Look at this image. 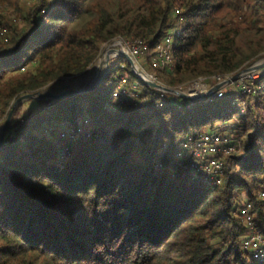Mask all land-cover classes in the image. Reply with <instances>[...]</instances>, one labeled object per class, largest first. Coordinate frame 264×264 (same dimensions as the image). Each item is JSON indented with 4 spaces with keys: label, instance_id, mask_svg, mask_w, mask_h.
Segmentation results:
<instances>
[{
    "label": "trees",
    "instance_id": "obj_1",
    "mask_svg": "<svg viewBox=\"0 0 264 264\" xmlns=\"http://www.w3.org/2000/svg\"><path fill=\"white\" fill-rule=\"evenodd\" d=\"M1 4L21 23H0V122L22 95L88 73L118 37L148 43L144 59L174 89L264 57V0ZM168 38L173 67L155 69ZM118 62L95 91L10 126L0 150V264H264L243 246L264 235V71L250 94L194 102ZM122 79L129 96L116 98ZM207 133L234 140L220 185L194 167ZM246 203L254 230L240 213Z\"/></svg>",
    "mask_w": 264,
    "mask_h": 264
},
{
    "label": "built area",
    "instance_id": "obj_2",
    "mask_svg": "<svg viewBox=\"0 0 264 264\" xmlns=\"http://www.w3.org/2000/svg\"><path fill=\"white\" fill-rule=\"evenodd\" d=\"M6 31L3 29V31L0 32L1 36H5ZM166 43L169 46L165 45H159L157 49L155 50V55L152 57V65L155 69H164V68H172L173 67V61L171 56V38H168L166 40ZM127 47L134 56L135 59L144 56L147 53H150V46L148 43L136 39L133 41L126 42ZM260 73H255L250 76H248L245 79H242L239 81V85L241 87V90L245 93H252L255 91L254 84L250 82L253 79H257L259 77ZM154 79L158 81V78L152 75ZM219 80L220 82L224 80L225 78L216 77L215 80ZM124 84H126V79H122L118 89H116L114 96L117 98L120 94H123L125 96H129L128 89L124 88ZM226 88V87H225ZM220 89L214 97L221 98L224 96V89ZM138 88L134 87V90H137ZM208 85L205 84L204 86V93H207L208 91ZM245 110L243 109V112ZM235 151L234 146V140H232L229 137H224L217 133H207L204 134L200 140L197 143V148L195 149L194 155L198 159V163L194 164V167L198 171H203L206 179L209 180L214 185H220L222 182V176H223V163L221 160V157L224 155H228L230 153H233ZM261 198L264 199V192L261 193ZM253 207L250 203H246L241 209L240 213L242 215V218L245 220L246 224L249 226L251 230L255 229L254 225V218L251 213V209ZM243 246L245 249L250 251L252 258L255 260H261L264 259V235L259 233H254L250 235V237H247L244 240Z\"/></svg>",
    "mask_w": 264,
    "mask_h": 264
},
{
    "label": "water",
    "instance_id": "obj_3",
    "mask_svg": "<svg viewBox=\"0 0 264 264\" xmlns=\"http://www.w3.org/2000/svg\"><path fill=\"white\" fill-rule=\"evenodd\" d=\"M117 42L121 46V51H119V55L127 59L128 63L132 67L133 73L136 75V77L139 80L144 82L150 88L160 90L164 93L172 94L177 97L188 99L194 102L211 99L220 89L225 88L231 84L237 83L252 74L260 73L262 70H264V61L255 63L251 67H247L243 69L242 71L234 74L233 76L231 75L228 78H225L224 80L219 82L217 85L213 86L210 90H208L207 93L200 95V96H192L191 94H188L182 91V89H176V88L174 89V88L168 87L167 85L162 84L161 82L154 79L151 74L147 73L146 71L140 68L136 59L130 53L124 39H119L117 40ZM110 51L113 52L116 50L111 49ZM99 58L100 59H98L97 65L94 68L92 80L84 87L71 88L70 85L64 84L59 90L55 91L51 89L50 86H48L46 88L44 87V89H41L39 91L24 94L20 98L15 100L12 106V109L10 110V113L8 114L5 122L3 123L0 129V150H2L5 145L6 136L9 132L10 126L12 125L15 113L17 109L24 102L35 100V101H49L51 102V104H53V103H58V101L60 102L66 99H71V98L74 99V97L85 95V94L95 91L102 84V82L104 81V79L109 73V66L107 69L105 67L106 62H107V49H105L102 52ZM61 82L62 81H60V83L59 82L57 83L61 85L62 84Z\"/></svg>",
    "mask_w": 264,
    "mask_h": 264
},
{
    "label": "rangeland",
    "instance_id": "obj_4",
    "mask_svg": "<svg viewBox=\"0 0 264 264\" xmlns=\"http://www.w3.org/2000/svg\"><path fill=\"white\" fill-rule=\"evenodd\" d=\"M14 20L18 23L19 22L21 23V17L19 15V12H17V10L15 9V7L11 6L9 4H1L0 5V23H2L4 25H8L9 22H12ZM119 39H122V38L118 37V38L114 39L111 43L104 45V47L102 48L101 54L105 49H108V48H110L112 50H116V51H121V46L117 42V40H119ZM111 44H113V45H111ZM120 56L121 55H119V53H112V54L108 53V58H107L106 66H105L106 69L108 68V66L110 69L111 65H112V67H115L116 65L118 67L120 64L118 62V58ZM97 61H96V63H94L89 68L88 73H85L84 75L76 77L74 79H70V78L65 79L61 82L62 85H64V84L69 85V83H71V82L75 83L76 85L82 84L83 80L89 74L94 72V68L97 65ZM136 61H137L138 65L140 66L141 69H143L144 71H146L147 73H149L151 75H154V76L157 75V74H154V72L151 70L149 64L147 63L146 59H144L143 56L137 58ZM263 61H264V57L262 59H260L259 61H257L256 63L263 62ZM248 67H251V66H248ZM23 71L27 72L28 69L27 70L23 69ZM263 71L264 70H262L260 73H263ZM9 77H11V76H9ZM18 77H19V75H18ZM158 81L161 82L162 84H165L164 81L161 79H158ZM219 82L220 81L218 79L215 80V78H213V77H210L209 79L201 78V79H198L196 81L187 83V84H185L182 87L177 88V89H182V91H184L188 94H191L192 96H200L197 94L198 92H196V89H201L206 84V85H208V88H209L208 90H210L213 86L217 85ZM58 86H60L59 83H54V84L50 85V88L56 91V90H58ZM240 90H241L240 85L235 84V83L227 86L224 89L225 92L230 91L232 93H237ZM203 93H204V91H203ZM50 105H51V102H49V101H35V100L26 101L17 109L12 124L15 123L16 121H18L21 117L26 116L27 114H32V115L39 114L41 111H43L45 108L49 107ZM7 116L0 122V129L3 125V123L5 122Z\"/></svg>",
    "mask_w": 264,
    "mask_h": 264
},
{
    "label": "bare ground",
    "instance_id": "obj_5",
    "mask_svg": "<svg viewBox=\"0 0 264 264\" xmlns=\"http://www.w3.org/2000/svg\"><path fill=\"white\" fill-rule=\"evenodd\" d=\"M111 49L110 48H108L107 49V58H108V53L109 54H112V53H119V51H113V52H111L110 51ZM92 78H93V73H91V74H89L84 80H83V82H82V84H79V85H76L75 83H69V85H70V87L71 88H76V87H84L85 85H87L91 80H92ZM203 86V85H202ZM62 87V84L60 85V86H58V90L60 89ZM203 91H204V86H203V88H201V89H196V92H198L197 94L198 95H200L201 93H203Z\"/></svg>",
    "mask_w": 264,
    "mask_h": 264
}]
</instances>
